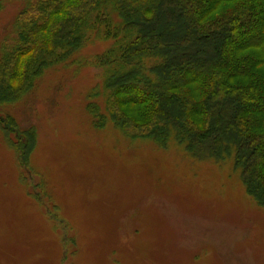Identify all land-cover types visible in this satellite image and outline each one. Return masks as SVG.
I'll return each mask as SVG.
<instances>
[{
    "label": "rangeland",
    "instance_id": "obj_1",
    "mask_svg": "<svg viewBox=\"0 0 264 264\" xmlns=\"http://www.w3.org/2000/svg\"><path fill=\"white\" fill-rule=\"evenodd\" d=\"M25 1L0 0V55ZM92 37L0 105L23 145L34 137L21 158L0 124V264H264V207L233 155L137 131L145 106L123 104L132 122L117 123L95 59L114 41Z\"/></svg>",
    "mask_w": 264,
    "mask_h": 264
},
{
    "label": "trees",
    "instance_id": "obj_2",
    "mask_svg": "<svg viewBox=\"0 0 264 264\" xmlns=\"http://www.w3.org/2000/svg\"><path fill=\"white\" fill-rule=\"evenodd\" d=\"M21 11L0 55V105L92 36L113 40L95 59L107 67L115 121L132 122L123 104L145 106L137 131L163 142L173 135L196 157L233 155L264 207V0H26ZM5 121L18 137L15 119ZM28 133L24 145L22 135L12 138L21 158Z\"/></svg>",
    "mask_w": 264,
    "mask_h": 264
}]
</instances>
